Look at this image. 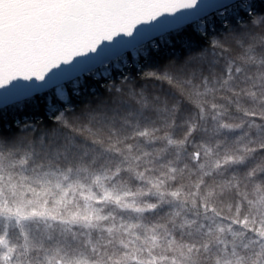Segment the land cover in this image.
<instances>
[{
  "label": "snow or ice",
  "instance_id": "6c2138e0",
  "mask_svg": "<svg viewBox=\"0 0 264 264\" xmlns=\"http://www.w3.org/2000/svg\"><path fill=\"white\" fill-rule=\"evenodd\" d=\"M0 264H264V0H0Z\"/></svg>",
  "mask_w": 264,
  "mask_h": 264
}]
</instances>
